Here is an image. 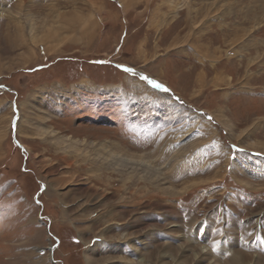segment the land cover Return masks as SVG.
I'll return each instance as SVG.
<instances>
[{
  "label": "rangeland",
  "instance_id": "374dc122",
  "mask_svg": "<svg viewBox=\"0 0 264 264\" xmlns=\"http://www.w3.org/2000/svg\"><path fill=\"white\" fill-rule=\"evenodd\" d=\"M127 1L0 0V264H264V0Z\"/></svg>",
  "mask_w": 264,
  "mask_h": 264
},
{
  "label": "crops",
  "instance_id": "0c3cea01",
  "mask_svg": "<svg viewBox=\"0 0 264 264\" xmlns=\"http://www.w3.org/2000/svg\"><path fill=\"white\" fill-rule=\"evenodd\" d=\"M203 17H206V16H204V15H201V16H199L198 17V19H200V21L203 19ZM202 18V19H201ZM207 19H208V16L203 20V24H206V21H207ZM216 20H218L219 22H221V21H223V19H216ZM199 21V22H200ZM237 21H238V19H237ZM198 22V23H199ZM247 24H248V22H246ZM252 22L250 21L249 22V24H251ZM234 23H232L230 26H228V27H226V28H232V26H236V25H233ZM236 24H238V23H236ZM189 26H190V24H189ZM204 26H202V21L200 22V24H197L194 28H192L191 30H190V33L187 35V31H185V33H184V31H183V37H184V39L186 40V41H192V43H190V42H188V43H181L180 44V46L179 47H181L182 49H190L191 50V56H193V58L195 59V61L196 62H198V63H202L201 61L203 60V57H202V59H201V57H200V55L202 56V55H207V51H204V52H200L201 50L203 51V48L204 47H207V48H209V46H208V42L207 41H204V37L205 38H207L206 37V34H205V32H206V28L204 27ZM205 29V30H204ZM192 30H194V32H193V34H192V36H191V31ZM227 30H230V29H227ZM186 34V35H185ZM227 36H229L228 38H231L230 37V34L229 35H227ZM181 37V36H180ZM193 37H194V40H193ZM174 38V45H177V40L179 41L180 39H177L176 38V36L175 37H173ZM179 38V37H178ZM182 41H184L183 39H182ZM176 43V44H175ZM171 44V43H170ZM169 44V45H170ZM184 51H182V52H179L178 54H180V53H183ZM212 54V53H211ZM180 56L181 55H177L176 57H178V58H180ZM196 56V57H195ZM197 56H198V58H197ZM189 58H190V56H189ZM204 61V60H203ZM204 64V63H203ZM177 73V74H176ZM175 73V75H177L178 76V72H176ZM177 76H175V77H177ZM204 83V81H202V77H201V81H199V84H203Z\"/></svg>",
  "mask_w": 264,
  "mask_h": 264
},
{
  "label": "snow or ice",
  "instance_id": "6c2138e0",
  "mask_svg": "<svg viewBox=\"0 0 264 264\" xmlns=\"http://www.w3.org/2000/svg\"><path fill=\"white\" fill-rule=\"evenodd\" d=\"M126 71H128V72H134V70H133L132 68H127ZM142 79H144V80H148L149 83L153 84V85H154L155 87H157V88H164L163 85L157 83L155 80H149L148 77H142ZM164 90H165V91H168V89H166V88H164ZM209 120H211V117H209ZM37 202H38V201H37Z\"/></svg>",
  "mask_w": 264,
  "mask_h": 264
},
{
  "label": "bare ground",
  "instance_id": "6f19581e",
  "mask_svg": "<svg viewBox=\"0 0 264 264\" xmlns=\"http://www.w3.org/2000/svg\"><path fill=\"white\" fill-rule=\"evenodd\" d=\"M128 1L127 0H122V3H123V6L122 7H127L128 8V3H127ZM262 8V7H261ZM16 26V25H15ZM16 28V27H15ZM83 32V31H82ZM13 34H14V32H13ZM17 35V34H16ZM238 38V37H237ZM232 39V38H231ZM32 118V117H31ZM29 121H30V119H29ZM19 128H22V124H20L19 126H18ZM29 130L30 129H32V126H30V128H28ZM120 164V163H119ZM156 173V172H155ZM154 181V180H153Z\"/></svg>",
  "mask_w": 264,
  "mask_h": 264
}]
</instances>
